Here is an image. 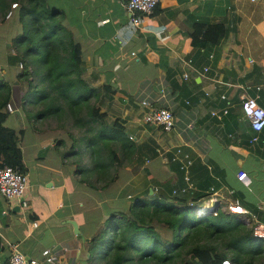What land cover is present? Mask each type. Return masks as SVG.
<instances>
[{
	"label": "crops",
	"instance_id": "crops-1",
	"mask_svg": "<svg viewBox=\"0 0 264 264\" xmlns=\"http://www.w3.org/2000/svg\"><path fill=\"white\" fill-rule=\"evenodd\" d=\"M45 1L61 12L79 45L82 78L97 89L106 118L122 121L133 151L106 189L77 181L72 156H59L70 143H55L65 134L53 121L39 119L36 128L26 121L27 87L17 77L21 63L11 46L19 24L8 11L0 18V96L11 106L4 105L3 125L15 134L20 152L11 167L27 178V206L0 197V264H7L12 246L34 258L47 248L64 264H102L91 259L89 242L105 217L127 212L133 198H162L159 191L184 184L199 195V208L215 202L224 208L237 202L234 194L248 211L242 218L254 216L264 226V127L259 142L249 144L252 132L240 110L244 97L264 104V0H160L137 29L128 26L125 0ZM197 19L221 23L224 35L203 48L192 45L190 23ZM142 100L171 108L170 131L143 124ZM176 148L190 160L187 182L171 160Z\"/></svg>",
	"mask_w": 264,
	"mask_h": 264
},
{
	"label": "trees",
	"instance_id": "trees-1",
	"mask_svg": "<svg viewBox=\"0 0 264 264\" xmlns=\"http://www.w3.org/2000/svg\"><path fill=\"white\" fill-rule=\"evenodd\" d=\"M8 11L19 24L11 46L22 65L17 77L27 87L21 99L26 121L35 128L40 120L53 121L65 134L55 143H70L59 154L62 160L72 156L69 164L77 181L99 192L106 189L133 151L122 121L108 120L100 111L98 91L81 76L79 45L65 30L60 11L45 0H0V18ZM190 24V43L200 48L217 43L225 33L221 23L197 19ZM7 98L0 96V153L3 165L11 166L20 151L13 144V129L3 125ZM174 188L167 194L159 191L162 198H133L127 212L113 211L105 217L90 239L91 259L102 264H219L224 259L231 264H264V240L252 234L253 218L231 213L218 202L199 211V195ZM232 198L241 205L234 194ZM153 223L164 225L169 233ZM103 230L107 235L101 240Z\"/></svg>",
	"mask_w": 264,
	"mask_h": 264
},
{
	"label": "built area",
	"instance_id": "built-area-1",
	"mask_svg": "<svg viewBox=\"0 0 264 264\" xmlns=\"http://www.w3.org/2000/svg\"><path fill=\"white\" fill-rule=\"evenodd\" d=\"M160 0H125V9L128 14V26L131 29L140 28L144 19L152 11L155 5ZM12 7L15 4L11 5ZM9 15V12L7 13ZM21 67V64H19ZM206 68L203 69L205 71ZM258 89V88H256ZM223 98V95H221ZM140 104L145 108L142 112L141 121L143 124L153 125L159 127L162 131L168 132L172 129L173 126V115L171 108L168 106H155L150 104L146 100H142ZM5 108L8 111H11V106L9 103L5 104ZM240 110L243 117L247 120L249 128L252 132L251 136L248 138L249 144H256L259 142V132L264 127V104L259 105L255 102L254 98L244 97L240 101ZM222 113H226V110L223 109ZM172 161L178 163L179 169L183 172L182 178L184 181H188L187 168L190 164V160L186 153H182L179 148L175 149L171 157ZM238 177L243 180L245 177L243 172H238ZM190 184L185 185L181 191H187L191 188ZM27 188V178L23 172L18 171L17 169L11 166H2L0 167V197L6 201H12L21 199L17 204L18 207H26L27 200L22 199L24 192ZM174 193V190H172ZM224 208L235 214L246 215L248 211L240 206L238 202L231 201L225 204ZM202 208L198 207L199 211H202ZM254 219V216H251ZM252 234L258 238L264 240V226L258 225L255 222V225L252 228ZM7 264H64L60 257L50 249H42L40 252L39 258H34L23 254L19 251L16 246H12L10 254L8 256ZM219 264H231L228 260H222Z\"/></svg>",
	"mask_w": 264,
	"mask_h": 264
},
{
	"label": "rangeland",
	"instance_id": "rangeland-1",
	"mask_svg": "<svg viewBox=\"0 0 264 264\" xmlns=\"http://www.w3.org/2000/svg\"><path fill=\"white\" fill-rule=\"evenodd\" d=\"M72 131H73V130H72ZM64 151H65V149H64ZM64 151H62V152H64ZM59 152H60V151H59ZM59 156H60V154H59ZM60 158H61V156H60ZM168 232H169V231H168ZM106 235H107L106 231L103 230V235H101L99 239L103 240V236H106ZM137 251L141 252V251H142V248H137ZM100 252L102 253L103 250L100 251ZM131 264H138V263H137V262H133V263H131Z\"/></svg>",
	"mask_w": 264,
	"mask_h": 264
},
{
	"label": "water",
	"instance_id": "water-1",
	"mask_svg": "<svg viewBox=\"0 0 264 264\" xmlns=\"http://www.w3.org/2000/svg\"><path fill=\"white\" fill-rule=\"evenodd\" d=\"M71 225H72L73 229L75 230V224L74 223H71Z\"/></svg>",
	"mask_w": 264,
	"mask_h": 264
}]
</instances>
